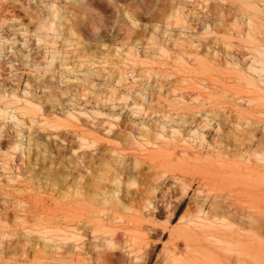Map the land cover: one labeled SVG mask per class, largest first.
<instances>
[{
    "label": "rangeland",
    "instance_id": "1",
    "mask_svg": "<svg viewBox=\"0 0 264 264\" xmlns=\"http://www.w3.org/2000/svg\"><path fill=\"white\" fill-rule=\"evenodd\" d=\"M112 233L264 264V0H0V264H100Z\"/></svg>",
    "mask_w": 264,
    "mask_h": 264
},
{
    "label": "bare ground",
    "instance_id": "2",
    "mask_svg": "<svg viewBox=\"0 0 264 264\" xmlns=\"http://www.w3.org/2000/svg\"><path fill=\"white\" fill-rule=\"evenodd\" d=\"M162 172L167 173V174H169V177L174 178V179L182 182L180 184V186H181L183 195L186 194L188 187L192 186L191 183L186 182V181H188L187 175H186L187 172L183 171L182 168L178 169V168L167 167V169L165 171L163 170ZM192 177H195V176H192ZM192 180L195 181L196 178H193ZM200 181H201V179H199L197 182H200ZM113 195L116 196V192ZM116 198H117V196H116ZM179 200L180 199L173 201L171 199H168V205L165 207L167 209L166 210L167 211V219H168L167 223H169V221L171 220L172 213L175 211L174 209L177 206ZM109 201H110L111 207L116 208V211L114 213V219H117L118 217H120L119 216V214H120L119 211H121L120 209H125L126 206L121 202L119 197H118V199H112ZM142 207L144 209H147V212L149 214H152V215L162 214L164 212V208L160 205V203L157 201V199L155 197H152V198L150 197V198H148L147 201H144V203L142 204ZM196 218L212 219L215 222V224H218V223H221L223 225L226 224V222L222 221L223 217L221 214H219V213L212 214L204 208L200 209V214L196 215ZM195 222H196V219L194 218V216H190L185 221V223H184L185 225H181L178 228L171 230L169 243H170V246L172 248L171 253L173 254V256L182 255L183 250L184 251L187 249L190 250V248L193 246L192 245L193 240H184V239L182 240L181 238L187 237L186 234H187L188 229L186 226L194 225ZM167 226H168V224H167ZM151 231H153L154 234L157 233L156 230H151ZM119 238H120V234H118V233H112L110 236H106V240L108 241V243L110 245H109V249L105 253L100 264H149L150 263V255H151V249L149 248V245L151 243L150 235L148 236V242L144 246L140 247V250L134 256L130 257L128 259V261H126L124 259L118 260L116 257L118 255V253L119 254L121 253V251H118V249H116L118 242H119ZM182 243L185 245L184 249L182 248ZM175 260L179 261L180 263L188 262V264H206L205 261L204 262L203 261L198 262V261L189 260V259H187L186 261H183L181 259H175ZM156 262H160V260H156ZM164 264H174V263L170 262V263H164ZM208 264H215V262L214 261H213V263L209 262ZM217 264H230V261L227 263H224L223 261H218Z\"/></svg>",
    "mask_w": 264,
    "mask_h": 264
}]
</instances>
